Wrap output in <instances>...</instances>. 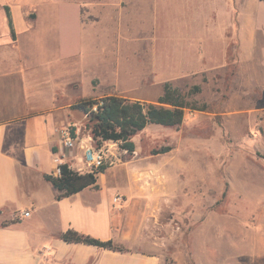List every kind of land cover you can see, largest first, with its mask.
<instances>
[{
  "label": "rangeland",
  "instance_id": "374dc122",
  "mask_svg": "<svg viewBox=\"0 0 264 264\" xmlns=\"http://www.w3.org/2000/svg\"><path fill=\"white\" fill-rule=\"evenodd\" d=\"M5 7L38 75L50 62L80 80L68 100L91 95L101 76L103 94L154 103L169 83L187 104L179 126L136 134L131 154L100 145L112 160L103 206L165 210L155 234L167 259L264 264V0H0V44ZM82 116L80 137H91ZM126 175L160 179L132 183L150 193L128 207L120 191L112 201Z\"/></svg>",
  "mask_w": 264,
  "mask_h": 264
},
{
  "label": "crops",
  "instance_id": "0c3cea01",
  "mask_svg": "<svg viewBox=\"0 0 264 264\" xmlns=\"http://www.w3.org/2000/svg\"><path fill=\"white\" fill-rule=\"evenodd\" d=\"M7 31L8 40L0 44V264H181L166 258L164 239L155 234L158 215L165 210H110L107 202L103 206L106 173L96 174L97 188L57 198L60 193L45 175L57 177L59 164L80 174L89 172L78 141L65 149L58 130L71 127L78 140L85 139L79 134L83 116L71 107L115 94H103L102 77L94 76L88 82L91 95L68 100V90L78 89L80 80L66 76V68L54 75L55 64L50 62L38 75L19 52L17 33ZM137 179L148 183L160 177L126 175L113 185V197L118 191L130 196L128 207L142 202L133 196L150 192L131 185ZM69 230L111 241L123 250L64 242L61 235Z\"/></svg>",
  "mask_w": 264,
  "mask_h": 264
},
{
  "label": "trees",
  "instance_id": "16d2710c",
  "mask_svg": "<svg viewBox=\"0 0 264 264\" xmlns=\"http://www.w3.org/2000/svg\"><path fill=\"white\" fill-rule=\"evenodd\" d=\"M5 11L8 26L13 35L8 7H5ZM95 105L96 111L93 112L91 109ZM71 108L78 110L82 115H87L90 135L93 141L98 143V146L111 141L118 144L121 150L131 154L135 151L132 138L136 134L143 131L148 125L179 126L182 123L187 104L176 89L172 88L169 83H165L162 95L154 103L109 95L97 100L80 101ZM72 132L74 133V130ZM168 151V148H163L155 154H164ZM105 167L102 166L96 171L80 174L72 171L67 164H59L57 177L45 175L44 178L60 193L57 196L60 199L79 193L87 187L97 188L95 176L98 173H104ZM61 240L114 251L123 250L121 247L113 245L111 241L102 242L70 230L61 235Z\"/></svg>",
  "mask_w": 264,
  "mask_h": 264
},
{
  "label": "built area",
  "instance_id": "2783aa9c",
  "mask_svg": "<svg viewBox=\"0 0 264 264\" xmlns=\"http://www.w3.org/2000/svg\"><path fill=\"white\" fill-rule=\"evenodd\" d=\"M91 110L95 112L96 105L93 106ZM84 116L87 117V115ZM58 136L63 144V147L68 150L72 149L75 143L78 141V143L80 144V148L83 151V164L85 168H88L89 172L96 171L102 166L112 164L111 155H109V151L105 148V146H94L92 144V137L87 136L85 137V139L78 140L76 132L74 131L73 133L71 127L59 129ZM108 144L116 146V143L111 141L106 145ZM112 201L113 203H120L122 201V197L116 195L113 197ZM24 215L28 216V213L26 212Z\"/></svg>",
  "mask_w": 264,
  "mask_h": 264
}]
</instances>
